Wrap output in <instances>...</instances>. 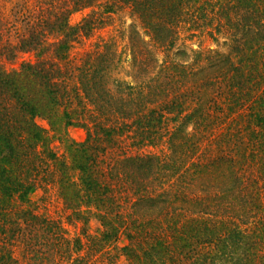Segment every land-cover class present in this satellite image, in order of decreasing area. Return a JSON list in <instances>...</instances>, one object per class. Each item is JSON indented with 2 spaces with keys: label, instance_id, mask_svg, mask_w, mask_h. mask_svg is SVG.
I'll return each mask as SVG.
<instances>
[{
  "label": "trees",
  "instance_id": "trees-1",
  "mask_svg": "<svg viewBox=\"0 0 264 264\" xmlns=\"http://www.w3.org/2000/svg\"><path fill=\"white\" fill-rule=\"evenodd\" d=\"M41 1L15 43L0 34V264H20L17 243L37 254L30 250L50 231L28 199L37 160L58 174L71 216L101 224L98 251L122 233L119 253L130 264H264V0H107L104 12L76 25L70 16L99 0ZM121 5L156 46L172 47L184 23L191 36L225 39L226 51L163 64L158 84L113 81V94L115 64L105 52L80 65L69 53ZM21 54L34 62L6 67ZM69 127L85 130V140L71 141ZM126 136L137 150L163 148L129 156L118 151ZM52 140L64 145L65 159ZM113 150L123 154L111 158ZM155 182L161 191L150 188ZM122 202L130 212L121 213Z\"/></svg>",
  "mask_w": 264,
  "mask_h": 264
},
{
  "label": "rangeland",
  "instance_id": "rangeland-1",
  "mask_svg": "<svg viewBox=\"0 0 264 264\" xmlns=\"http://www.w3.org/2000/svg\"><path fill=\"white\" fill-rule=\"evenodd\" d=\"M41 2V0L21 2L19 0H0L2 41L15 43L17 37L23 32L21 20L38 16L40 14L39 7L45 6L41 5ZM106 4L110 5L111 3L107 0H99L92 7L73 13L69 18V23L76 25L89 15L104 12ZM104 14L105 24L94 30L89 37L81 38L72 46L69 61L73 65H80L86 59L84 56L87 54L105 52L115 64L108 83V90L113 94H116V84L129 85L137 89L147 86L152 79L157 80L153 84H158L162 81L159 70L163 64L175 62L191 65L195 52L219 50L223 53L228 44L223 38L215 43L206 33H197L191 36V33L187 31V25L180 23L175 28L176 35L173 46L169 49L161 48L152 42L129 5L115 7L113 12ZM23 62H34L33 55L21 54L12 65H5L7 68H18ZM36 123L47 129L45 121L37 119ZM190 129L191 127L187 130L190 131ZM67 136L71 141L81 143L86 138V132L79 127H69ZM120 141L118 151L121 150L129 156L159 154L163 148V145L160 144L137 150L131 146L132 140L129 136L122 137ZM51 149L58 158H66L63 144L52 140ZM114 150L109 153V157L116 158L123 154H119L117 150L114 152ZM106 160L108 161V159ZM40 166L39 160H37V171L32 177L37 186L29 193L28 199L33 204L35 214L50 222V231H52L46 229L40 237L38 246L34 245L30 250H38L37 254L26 251L28 248L24 247L22 243L15 244L14 256L19 259L20 264H130L119 253V249L127 245L125 236L122 233L119 234L115 242L105 246L102 251H98L95 241H98L103 232L101 224L92 216L85 222L75 220L59 196L58 174L49 161H45L43 166ZM38 174L40 177L36 178ZM150 188L155 189L156 192L161 191L157 182L151 184ZM122 204V214L131 211L127 202H122ZM27 237L30 240L29 236ZM78 246L80 250L76 251Z\"/></svg>",
  "mask_w": 264,
  "mask_h": 264
}]
</instances>
